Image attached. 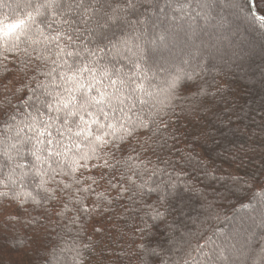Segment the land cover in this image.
<instances>
[{
	"label": "trees",
	"instance_id": "trees-1",
	"mask_svg": "<svg viewBox=\"0 0 264 264\" xmlns=\"http://www.w3.org/2000/svg\"><path fill=\"white\" fill-rule=\"evenodd\" d=\"M5 2L11 10L0 8V19L6 12L9 22L23 18L26 0ZM225 5L239 17L232 18ZM168 8L177 21L167 22ZM138 13L148 23L131 38L128 26L114 28L116 47L108 59L140 76L145 91L137 95L145 103L136 102L126 130L118 127L106 137L109 144L93 152L85 143L70 153L61 174L44 165L43 188L37 187L40 177L30 175L14 198L0 184V192H8L0 197V264H183L189 252L199 264H208L209 256L213 264H264V221L250 243L231 242L232 236L241 238L238 228V235H227L229 219L264 204V104L254 100L264 81L247 77L249 65L264 56L247 57L242 66V54L226 55L231 42L235 48L264 43V0H151ZM241 18L251 25L249 38L235 32ZM189 19L197 23L184 27ZM228 23L231 32L224 29ZM167 26L183 30L167 38ZM186 36L198 47L180 61L183 56L171 54L185 50ZM36 55L22 63L30 59L22 51L0 48V121L13 115L10 123L25 120L32 111L27 105L36 96L44 99L40 85L49 78ZM137 61L140 69L134 68ZM74 159L83 166L71 172ZM157 211L163 216L153 219Z\"/></svg>",
	"mask_w": 264,
	"mask_h": 264
},
{
	"label": "snow or ice",
	"instance_id": "snow-or-ice-1",
	"mask_svg": "<svg viewBox=\"0 0 264 264\" xmlns=\"http://www.w3.org/2000/svg\"><path fill=\"white\" fill-rule=\"evenodd\" d=\"M144 4H151V0H26L23 18L9 22L10 12L3 14L0 48L5 52L22 51L30 58L22 63H31L32 53L36 52L35 59L43 61L46 69L42 74L49 78L48 85H40L45 89L44 99L36 96V102L27 105L32 111L25 120L10 123L16 121L13 115L0 121V184L13 191L14 198H19L14 189L26 188L30 175L33 179L40 177L37 187L43 188L47 170L61 174L62 161L74 151L79 153L85 143L93 152L109 144L106 137L118 127L126 130L136 102L145 103L137 95L145 91L140 76L124 72L108 59L110 47H116L114 28L128 26L131 38L148 23L138 13ZM0 8L11 10V5L0 0ZM259 19L264 21V16ZM135 39L139 40L140 35ZM123 43L132 51L128 40ZM133 44L142 54L141 45L135 41ZM134 68H141L139 61ZM73 163L76 167L71 172L83 166L79 159ZM44 165L47 170H43ZM6 196L8 192H0V197ZM33 201L39 203L34 197ZM162 216L157 211L152 218ZM195 251H202V246ZM189 260L199 264L191 252L183 264H189ZM208 264H213L211 256Z\"/></svg>",
	"mask_w": 264,
	"mask_h": 264
},
{
	"label": "rangeland",
	"instance_id": "rangeland-1",
	"mask_svg": "<svg viewBox=\"0 0 264 264\" xmlns=\"http://www.w3.org/2000/svg\"><path fill=\"white\" fill-rule=\"evenodd\" d=\"M166 2H167V0H166ZM225 6L227 7L226 10H228L231 13H233L232 14V18H233V16L235 18L239 17V14H238V12H236L235 9H232L231 7H228L227 5H225ZM171 9L172 8H168L167 9V22L168 23H170L171 21H177V19H178L177 18L178 16H174L173 15V13L171 12ZM197 18H199V17L197 16ZM157 20H159L157 17L153 18V21H157ZM190 20L191 19L187 20V21H189L188 22L189 24L188 25L186 24L184 27H187V28L190 27L191 28V27H193L194 23H197V22L190 21ZM198 20H200V18ZM238 21L239 22H236V24H237L236 26L228 23V26L226 28H224V27L223 28L225 30L231 32V30L233 29L232 27L234 26V27L237 28V29H235V32H237V33L238 32H243V34L248 36V38H249V36L251 35L250 34L251 25L249 24L248 21H245V19H242V18H241V20H238ZM182 30L183 29L181 27H179V26H176V27L171 28L169 30V28L167 26V38L170 37V35L173 36L171 33H176L177 31L181 33ZM252 32L254 33V31H252ZM256 34H257V32L254 33V35H256ZM180 36L181 35L178 34L177 37L176 36H174V37L180 39ZM157 38H158V35H157ZM181 39H182V37H181ZM231 40H232V37L229 38V42ZM184 41H186V43ZM184 41H183V46H185V50L181 51L180 49H176L174 51V54H171V55H175V56L180 54L181 56H183L182 60H180V61L189 60L191 58L190 55H191L192 48H197L198 47V46L192 44L189 41L188 36H186V38H184ZM168 43L170 44V40H168L167 44ZM189 43H190V46H188ZM238 44L241 45V48H239V47L235 48V45H237V44L231 42V47L232 48L229 49V51L226 53V55L228 53L232 54V52H234V53L236 52V54H238V55L242 54L244 56V58H245V59H243L244 61L241 64L242 66H247L249 64V60H248L247 57L252 56V58H253V57L256 56L257 58H259V57L264 56V48H263L264 47V43H263V41L261 39H259L258 41L256 40V42H254L253 45L250 44V43L247 44L246 42H241V44L240 43H238ZM187 49H188V52H186ZM168 52L169 51L167 50V53ZM171 52H169V53H171ZM215 57H217V56H215ZM215 57H214V59L217 60V58H215ZM219 57H222V55H219ZM227 57H225V58L223 57L224 60ZM223 58H222V60H223ZM257 58H256V60H257ZM171 59H174V58H171ZM202 59H203V57H201V60ZM211 62H213L214 64L215 63L219 64L218 61H214L213 60ZM256 62H257V64L254 65V66H253V64L249 65V68L252 71V73L250 75H248L247 77H259V76H261L262 77L261 81H264V69L262 68V66H264V60L263 59L262 60L258 59V61H256ZM242 68H246V67H242ZM254 100H257V101L260 100L264 104V88L261 89L260 91L256 92V96H255ZM251 120H252V118H251ZM262 202H263V200H261L259 202V205L262 204L261 206H259L260 207L259 209L256 206L255 208H252L253 210H252V212L250 211V213L241 212L235 218L233 217L234 218L233 220H232V218L229 219V223L233 224V227L231 228V230H229V233L227 234L228 236H232L234 234L238 235V229L241 230V232H243L241 238H239L237 236H235V237L232 236L233 238H231V242H233V244H235V242L237 244H239V245L240 244H245V243L246 244L250 243L249 238L251 237V235H253V233L255 231H259L260 230L261 222L264 221V204ZM196 211L192 212V215L195 218H197V216H199V214H197ZM189 216H191V215H189ZM234 224L237 227H234ZM250 224H252V225H250ZM229 246H231V245H229ZM232 248L235 249L236 246H235V248L234 247H232Z\"/></svg>",
	"mask_w": 264,
	"mask_h": 264
}]
</instances>
